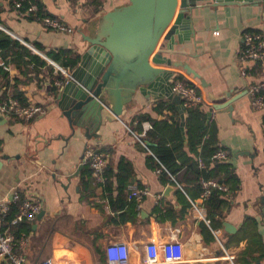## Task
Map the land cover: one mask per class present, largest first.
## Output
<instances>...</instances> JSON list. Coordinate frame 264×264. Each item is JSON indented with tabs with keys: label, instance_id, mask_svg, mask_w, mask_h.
Masks as SVG:
<instances>
[{
	"label": "crops",
	"instance_id": "crops-1",
	"mask_svg": "<svg viewBox=\"0 0 264 264\" xmlns=\"http://www.w3.org/2000/svg\"><path fill=\"white\" fill-rule=\"evenodd\" d=\"M40 1L74 32L48 28L9 0H0V29L32 45L44 55L26 46L47 61L37 70L10 62L8 76L0 72V105L21 92L26 102L45 107L30 120L0 111V199L11 200L18 190L42 202L35 220L13 229L26 264H103L112 242L126 243L132 262L140 261L146 245L154 242L173 245V264H232L230 257L235 264H264V105L257 108L249 93L264 80V59L242 60L245 32L262 34L264 43V0H222L230 3L218 6L216 0L197 1L191 13L193 35L176 44L175 53L165 54L199 74L172 66L182 74H175L171 85L175 78L195 82L208 130L227 151L225 161L241 181L234 195L227 188L228 203L212 217L194 177L185 170L175 177L161 166L153 150L157 142L144 136L148 150L135 137L147 122L152 124L148 131L156 122L158 137L172 146L178 141L171 140L168 126L177 111L188 151L180 108L172 98L146 97L137 90L120 118L107 120L96 136L86 132L87 126L74 125L65 113L70 112L67 99H59L61 88L53 82L61 73L47 52L67 49L81 60L88 48L84 35L94 34L100 17L128 0ZM228 102L232 111L214 110L208 118L211 107ZM87 146L109 152L104 181H97L84 161ZM143 188L148 194L134 195ZM181 192L192 206L180 200ZM17 212L15 203L10 216Z\"/></svg>",
	"mask_w": 264,
	"mask_h": 264
},
{
	"label": "water",
	"instance_id": "water-1",
	"mask_svg": "<svg viewBox=\"0 0 264 264\" xmlns=\"http://www.w3.org/2000/svg\"><path fill=\"white\" fill-rule=\"evenodd\" d=\"M197 1L128 0L102 15L94 34L84 35L88 48L59 92L60 100L67 99L70 112L65 113L73 124L87 126L86 132L96 136L107 120L120 118L139 90L146 97L172 98L180 108L184 130L185 108L180 95L172 91L171 78L176 72L170 67L182 66L188 74L200 76L165 54L175 53V45L193 35L191 13ZM228 3L216 0L214 5ZM231 103L215 104L208 118L214 110L232 111Z\"/></svg>",
	"mask_w": 264,
	"mask_h": 264
},
{
	"label": "built area",
	"instance_id": "built-area-1",
	"mask_svg": "<svg viewBox=\"0 0 264 264\" xmlns=\"http://www.w3.org/2000/svg\"><path fill=\"white\" fill-rule=\"evenodd\" d=\"M21 1L15 0V5L21 7ZM10 2V1H9ZM37 5L31 3L27 10H23V13L27 16L34 15L36 19L40 20L46 27L56 31L73 33L74 28L69 26L60 18L55 16L46 15V12L41 17H37ZM23 44L29 46L32 50L39 52L32 45L26 41L19 39ZM51 64H53L58 72L61 73V78L54 79V85L62 88L72 78V71L70 68H66L54 60L47 58ZM261 60L264 59V43L262 34L252 33L250 31L244 34V47L242 49V60ZM0 65L6 70L9 69V65L0 57ZM172 91L175 94L180 95L182 104L184 107H190L199 103H203V97L199 93L197 86L183 81L180 78H175L172 81ZM249 93L251 95L253 104L257 108H261L264 105V80L259 84L254 85ZM0 111L9 116H15L24 120H30L33 117L43 114L45 107L32 103L22 102L14 96H8L5 101L0 105ZM152 128V124L147 122L145 130L141 135H136L144 146L148 149L143 137L146 131ZM228 158L227 151L220 148L213 155L214 160H226ZM84 161L87 163L93 173V176L97 181H104L105 170L109 161V152L102 150L98 147L87 146L84 153ZM198 163L201 168L205 167V162L202 157L198 158ZM168 171V170H167ZM200 183L202 185V197L208 198L213 187H217L223 192L228 189L225 185L219 184L215 179L201 178ZM148 194L146 188L136 190L134 195L143 196ZM18 205V212L14 216H10L11 208L13 204ZM42 210V202L30 197L23 196L20 191L16 190L11 200L0 199V261L6 262V264H26L25 256L22 251V246L15 242V234L13 229L22 221H33L36 219L38 213ZM24 243V241L22 242ZM106 262L103 264H173L175 263V251L171 244L161 245L150 242L146 245L145 256L138 262H132L129 247L124 242H112L105 248ZM232 264H235L233 257H230ZM41 264H50L47 262Z\"/></svg>",
	"mask_w": 264,
	"mask_h": 264
},
{
	"label": "trees",
	"instance_id": "trees-1",
	"mask_svg": "<svg viewBox=\"0 0 264 264\" xmlns=\"http://www.w3.org/2000/svg\"><path fill=\"white\" fill-rule=\"evenodd\" d=\"M9 1L11 4L15 5V0ZM20 3V9L22 11L27 10L31 3L36 4L37 17H41L44 12H46V15L53 16L52 14L47 13L44 4L40 0H23ZM31 17L36 18L34 15H31ZM47 54L50 58L58 61L62 66L70 69L77 67L80 62V55L67 49H51ZM0 57L5 60L6 63L11 62L16 65H24L27 70L30 69V65H33L37 70L38 66L47 64L45 59L34 53L20 40L12 38L11 35L2 29H0ZM0 72L8 76V72L2 65H0ZM61 76L62 75H59V78H61ZM14 97L22 102H26V98L21 92H17ZM202 104L203 103H199L190 107H184L185 135L188 141V151L185 150L184 135L181 133L177 111H175L173 116V125L168 126V132H170L171 140L176 138L178 142L174 143L172 146L166 145L165 141L158 137L156 122L154 126L155 129L148 131L145 135V139L148 142H151L152 140L157 142V145L153 146V150L155 151L158 160L161 162V166L172 173L175 177H178L179 173L185 170L194 177L195 186L200 191H202L200 183L201 178L215 179L219 184H223L229 189L230 195H234V193L240 188V178L237 176L235 168L231 163L225 160L213 159V155L220 149V146L218 145L214 133L208 130V125L206 124L207 114L204 111ZM206 134H209V137L205 138ZM197 157L203 158L205 162L204 168L199 167ZM128 168L130 169V167L125 166L123 170H128ZM179 197L185 205L192 206V203L182 194V192L179 193ZM226 203H228V201L224 197V192L217 187H213L210 195L204 202V206L208 210L209 217H212L217 213L222 214V208ZM15 211L16 207H14L13 213H15ZM212 221L213 219L211 218V222Z\"/></svg>",
	"mask_w": 264,
	"mask_h": 264
}]
</instances>
